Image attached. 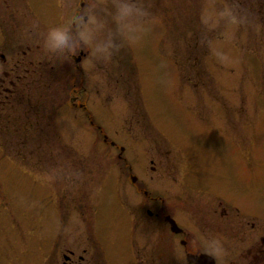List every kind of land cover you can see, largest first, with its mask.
Returning a JSON list of instances; mask_svg holds the SVG:
<instances>
[{"label":"rangeland","instance_id":"rangeland-1","mask_svg":"<svg viewBox=\"0 0 264 264\" xmlns=\"http://www.w3.org/2000/svg\"><path fill=\"white\" fill-rule=\"evenodd\" d=\"M78 1L87 20L75 64L63 45L76 43L74 30L62 21ZM78 1L0 0V75L16 63L26 83L24 131L0 136V264H62L67 248L87 250L82 264H114L123 237L142 246V228L115 227L123 204L139 207L122 175L113 201L111 141L128 148L139 181L159 192L167 178L190 226L207 225L221 193L242 209L264 200V9L243 0ZM28 49L45 52L38 69ZM76 80L82 93L71 89ZM152 226L147 217V264H186L176 251L171 261L152 251L165 241Z\"/></svg>","mask_w":264,"mask_h":264},{"label":"flooded vegetation","instance_id":"flooded-vegetation-1","mask_svg":"<svg viewBox=\"0 0 264 264\" xmlns=\"http://www.w3.org/2000/svg\"><path fill=\"white\" fill-rule=\"evenodd\" d=\"M75 1L78 0H74V2ZM243 1L251 9H264V0ZM77 6V9L71 11L68 16L69 19L65 17L62 21L63 26H71L74 30L73 38L77 40L76 43H74L72 38H65V44L63 45H66L67 42L69 43V49L65 52V55L73 59L75 64L79 63L81 58L85 56V51L81 46L82 40L78 36V27L81 29L82 24L78 25V23L80 18L83 22L87 20L85 14H83L86 10L85 2L78 1ZM2 23L3 24L0 25L1 32L3 31L2 27L7 22L2 21ZM11 25H14V23L10 24V26ZM30 25L35 26L36 23ZM11 27L15 29L13 26ZM20 29L21 28H19V30ZM28 52L31 51L28 49L22 52L23 57L28 56V62L30 64L36 63V68L38 69L43 63V60H39V58H46L45 55H43L45 52L42 50H36L30 54ZM4 57V53H0V58L4 59ZM30 57L32 60H30ZM20 62L23 63V60H20ZM16 69L17 66L15 63V65H12L8 70H4V73L0 75V113L2 114L7 111L9 115V117L0 116V136L8 135V131L12 129L16 134L24 131L22 122L17 118L19 117V101L22 99L23 89L26 83L21 81L23 77L16 73ZM75 69L79 70V73L82 75L80 66H75ZM36 74L38 78L42 76V72L39 73L38 70ZM80 80H82V78H80ZM71 89L74 90V93H82L84 87L81 81L76 80L72 82ZM10 90H14L15 92V96L12 98V102H15V104L14 106L11 104L7 108V106H5L6 102L3 99L9 95L8 92ZM74 99L73 101H75ZM76 106L83 108L84 105L79 102L76 103ZM36 119L34 116L32 121ZM13 122L14 125H12ZM105 137L106 136H103L104 142L107 141V137L106 139ZM109 146L111 149L116 150L114 156L116 162H113L116 168H114V179L111 185L114 195L113 201L116 204L115 196H119L120 176L122 175V177L124 176L125 178H122L124 180L122 182L127 181L130 183L132 190L137 195L139 207V209L133 210L130 209L128 204H123V209L120 208L117 211L118 216L115 227L122 230L128 228L132 230V227L137 225L143 229L142 233L144 235L142 246L134 249L133 241L129 242L127 237H123L124 240H121L119 243L121 247H117L115 252L116 258L114 257V264H116V261L118 264H147V217L153 224L151 229H159L165 239L164 244L157 248L154 247L152 251L156 253L164 249L165 252L161 253V256L166 259L171 258V255H175L174 251H176L182 260L184 259L186 264H193L191 263V257H198L201 255H208L211 258L208 259L209 264H264V200H262L260 196H258L254 204H249L248 208L242 209L241 206L233 200L234 196L228 193H221L217 196L218 199L216 198L210 206V214H213V218H210L209 215L207 221L204 220L207 225H202V227H200L199 225H201V222L197 220V223H195L198 226H190L183 221L182 216L177 213L174 208L172 199H169L171 198L170 195L166 194V177L161 178V190L158 192L155 186L149 185L148 183L146 184L145 181H139L138 177L132 174L134 167L131 163L132 157H130V151L127 153V147L124 148L123 146H117L115 143L112 144V141ZM147 164H149L147 167V174L150 175V172L155 173L157 168L150 158ZM134 170L139 174V167L138 169L135 167ZM159 171L161 175H166L164 173L166 168L162 170L159 168ZM106 186L107 185H105V187ZM170 220L174 221L180 229L179 232L171 230ZM123 250L126 251L123 253ZM64 251V253L62 252V264H82L86 259L84 254H86L87 250L85 248L82 250L81 254L69 248ZM167 251H170V253L172 252V254L168 255ZM120 252H122L121 257H119ZM152 255L155 256L151 252V256ZM133 256H135V258H133ZM120 259H122V261ZM171 260L172 258L170 261Z\"/></svg>","mask_w":264,"mask_h":264},{"label":"water","instance_id":"water-1","mask_svg":"<svg viewBox=\"0 0 264 264\" xmlns=\"http://www.w3.org/2000/svg\"><path fill=\"white\" fill-rule=\"evenodd\" d=\"M170 224H171V230L172 231H174V232L180 231V229L177 227V225L174 223L173 220H170ZM208 259H211V258H209V256H207V255H201L199 257H191V261L194 264H209Z\"/></svg>","mask_w":264,"mask_h":264}]
</instances>
